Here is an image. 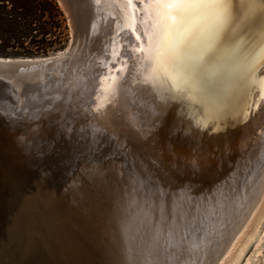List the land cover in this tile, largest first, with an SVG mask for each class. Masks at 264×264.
<instances>
[{
    "label": "bare ground",
    "instance_id": "1",
    "mask_svg": "<svg viewBox=\"0 0 264 264\" xmlns=\"http://www.w3.org/2000/svg\"><path fill=\"white\" fill-rule=\"evenodd\" d=\"M81 5L77 16L93 18V31L99 9L115 16L119 28L129 30L133 16L136 31L142 32L144 27L140 23L145 16L144 5L136 0L131 6L123 0H81ZM228 11L230 18L221 38L203 59L200 57L219 26L218 10L212 6L187 11L183 22L158 51L155 43L151 54L136 51L140 46L137 41L136 46L128 48L130 55L125 57L121 70L101 79L89 118L83 116L80 108L91 103L94 88L80 92L81 67L67 74L64 85H57L62 90L52 95L58 98H54L56 108L51 116H34L37 108L33 116L26 117L27 121L24 116H0V135L4 136L0 140V187L6 179L11 181L10 186L17 187V178L26 174L27 159L35 158L37 172L42 174L32 184L40 185L61 182L59 179L74 173L83 157L97 160L91 172H77L69 186L61 187L59 192H38L23 215L17 208L15 192L9 193L12 212L0 217V264H15L19 244L29 248L27 237L32 231L37 235L39 226L47 236L43 245L51 260L47 264L228 261L229 257L223 258L231 245L264 204V161L253 170L242 172L241 167L236 168L235 171L241 170L240 175L244 173L240 186L191 201L193 195H199L205 166L180 168V161L175 158L181 143L191 155L202 144L207 146V153L214 146L241 152V144L247 143L264 118V0H229ZM105 31L108 34L111 28ZM104 36L91 41L94 50L102 46ZM143 46L148 45L145 42ZM150 55H159V59H151ZM127 69L133 70L132 80L136 83L132 88L138 85L140 93L136 97L140 96L143 107L130 100L133 93L123 83ZM33 102L34 99H27L25 105ZM71 118L78 119L73 131ZM18 124L30 126L7 140L8 133ZM71 133L75 140L67 143ZM168 140L176 141L177 146L160 152ZM105 143L107 154L99 155L95 147L99 145L103 150ZM114 144H122L125 149L120 150H126L125 154L115 151ZM33 152L35 156L30 157ZM193 168L198 169L194 175L197 182L186 185L187 178L193 179ZM47 170L50 173L43 176ZM132 170L137 172L134 177L129 176ZM95 185L105 189L104 197H96L99 193ZM189 185L191 189L187 188ZM78 214L83 217L80 219ZM79 240L89 242L79 252L89 257L80 258L73 250L74 242ZM255 242L247 245L239 264ZM263 246L264 243L258 249Z\"/></svg>",
    "mask_w": 264,
    "mask_h": 264
},
{
    "label": "water",
    "instance_id": "2",
    "mask_svg": "<svg viewBox=\"0 0 264 264\" xmlns=\"http://www.w3.org/2000/svg\"><path fill=\"white\" fill-rule=\"evenodd\" d=\"M58 2L62 10L68 17L69 26L71 29V40L67 49L62 54H57L55 56L47 58L0 57V116H24V118H26L27 116H33L35 112L34 108L38 109L36 110L37 112L36 114H34V116H51L53 110L56 108L54 104V98H58H52V95H58L62 90V88L61 90H59L57 85L60 82L64 85L67 81L65 78L67 74L74 72L76 67H81L82 82L78 86L80 92L85 93L89 88H94V94L92 98H90L91 103L86 104V106L80 108V111L83 112V116H85V118H89L92 114L91 111L95 106L94 101L96 99V93L98 92V89L100 87L101 79H103L108 74H114L115 71H120V66L122 62H124L125 57L130 55V50H128V48L130 49L131 47L132 49L134 46H136L137 41L135 40L133 33L130 32L131 29L127 30L117 27L116 17L113 16L109 11L103 12L100 9L96 11L98 12V18L95 21L97 25L95 26L94 24L93 31L91 30L93 26L92 23L94 22L91 21L93 20V18L89 19L88 17L87 20L77 16L79 9L78 5H81V0H78V5L77 0H58ZM98 5H100V3H98ZM108 28H111V32L107 34L105 29ZM101 34H105L103 42L101 44L102 46H99L96 50H94L95 47L94 44L91 46V41L94 42V40ZM130 38H132L133 40L130 41ZM115 53L119 54L117 55ZM131 60L132 59H129V61ZM132 72V69H127L124 75L125 78L123 83L125 85H129V91L133 93V97L130 98V100L136 101V103H139L140 106L143 107L144 103L140 101V96L136 97L137 93H140L137 89L138 85L132 88V86H134V83H136L134 81L135 79L132 80ZM58 90L59 93L57 92ZM27 99H34L33 105L26 106L25 102ZM21 104H24L25 106H21ZM39 110H41L42 112ZM74 120L76 124L78 119L75 118ZM146 120L148 119L146 118ZM86 121L87 120H85V122ZM2 133V129L0 128V134ZM8 134L10 135L7 136V140L8 138H13L18 135L16 131H13L11 133L9 132ZM2 137L4 139V136ZM2 137L0 135V140L2 139ZM71 138L75 140L72 133ZM150 139L151 138H149V140ZM10 141L11 143H13L11 139ZM175 142H170L169 140L166 141L165 146H162V148H160V152L169 151V147L173 148L174 146H177ZM246 142L247 143H245V145L241 144V152H238L236 149H229L225 151L226 146H223V149H219V147L214 146L207 153V146L202 144L200 150H197V152L193 151L192 155L189 153L188 148H184V144H180L182 145V148L180 147L178 149L180 153L175 156L176 160L180 161V168H186L188 165H193L194 167L205 166V175L200 178V187H198L199 195H193L191 201H193V199H195L196 197L198 198L205 195V198H208L211 197L210 195H218L225 189L232 188V186H240L242 181H244V173L243 175H240V171L242 170L243 172V170L245 169L253 170L264 161V118L262 119L260 127L255 130L253 136H250V138H248ZM15 145L16 144L13 143L12 146L15 147ZM87 146L88 145H85V147ZM113 147L116 148H114L115 151L117 149L120 150V147L124 148L122 144H114ZM95 148L98 151L99 155H102L105 154L102 152H105L107 146L103 150H101L98 145ZM10 151L11 155H13V148H10ZM120 151L124 154L126 152V150ZM172 157L174 158V156ZM30 160L27 159L25 168L24 166L20 167L21 170L24 168L26 174H21V176L17 178L19 183L16 188L15 186L14 188L13 186H10L11 181L8 179H6V181L3 182L2 187H0V217L6 215L7 211L12 212L10 203L11 197H9L11 193L15 192V201L17 204V208L21 209L22 212L20 213H22L23 215L25 212L24 210H26V205L29 202H35L36 199L34 197H36V194L38 192L42 190L43 193L46 192L50 194L52 189H55L57 190V192H59V189H61V187L64 188L69 186L68 182L70 179L74 178L75 174H79L80 171L91 172L95 168L93 164L97 163V160H94L93 157H83L81 159V162H77L75 169L73 168L75 170L74 173L71 174L70 172L68 176H65V179H59L61 182H54L55 184H52L53 181H51V184L49 185H44L42 183L40 185V183L32 184L33 181L39 178V175L42 173L37 172L39 166H37L35 162L31 163ZM18 162L14 164L16 169H18V166H20L19 164L17 165ZM127 162L130 165L131 161L129 158ZM238 166L241 167V170L235 171L237 170L236 168ZM192 170L195 172L193 174V179L189 180L187 178L186 185L197 182L196 176L194 179V175H197L198 169L193 168ZM199 171L202 172V169H200ZM44 173L50 172L49 170L43 172V176ZM135 174H137V172H135V170H132L129 173V176L134 177ZM58 178L64 177L58 176ZM0 180H3V178L0 177ZM96 185L94 186L95 191L99 193H96V197H104L105 189L97 187ZM187 188L191 189L192 186L189 185V187ZM107 195L108 194H106V197ZM156 195L163 199L165 198L160 194ZM158 203L160 204V207L164 206L161 204L162 202ZM79 217L81 219L83 216L79 215ZM44 219L46 222V218ZM39 227L38 230L40 232H38L37 235L36 233H34L35 231H32V233L30 232L29 236L27 237V239L31 243V246L29 248L26 246V244H19L20 250L15 264H40L41 260L43 264L51 263L50 257L43 249V245L45 246V243L47 242V236H45L46 232H44L41 226ZM34 228H36V226H34ZM41 235H43L42 237L44 241H42ZM88 243L89 242L82 240L76 241L73 244V250H75L76 253H79L82 251V249L85 250V247ZM31 247L34 248V251L29 250L31 249ZM78 255L80 256V258H82V256H85L80 253ZM78 264H83V262ZM91 264H96V262H93Z\"/></svg>",
    "mask_w": 264,
    "mask_h": 264
},
{
    "label": "trees",
    "instance_id": "3",
    "mask_svg": "<svg viewBox=\"0 0 264 264\" xmlns=\"http://www.w3.org/2000/svg\"><path fill=\"white\" fill-rule=\"evenodd\" d=\"M66 18L58 0H0V57H47L65 48Z\"/></svg>",
    "mask_w": 264,
    "mask_h": 264
},
{
    "label": "snow or ice",
    "instance_id": "4",
    "mask_svg": "<svg viewBox=\"0 0 264 264\" xmlns=\"http://www.w3.org/2000/svg\"><path fill=\"white\" fill-rule=\"evenodd\" d=\"M123 2L131 6L132 0H123ZM136 2L144 5L142 10L145 16L140 20L141 25L144 27L142 32H137L135 17L133 16V23L130 25V29L135 33L136 41L140 42V46L136 48V51L144 52L145 54L153 53L154 43L158 51L162 43L169 41L173 31L183 22L187 11L212 6L218 10L219 26L206 46L204 54L200 57V59H203V56L210 52L221 38L224 27L230 18L228 11L229 0H136ZM154 37L157 38L155 41ZM145 42L148 45L147 47L143 46ZM115 54L118 55L119 53ZM149 58L158 60L159 55H150Z\"/></svg>",
    "mask_w": 264,
    "mask_h": 264
},
{
    "label": "rangeland",
    "instance_id": "5",
    "mask_svg": "<svg viewBox=\"0 0 264 264\" xmlns=\"http://www.w3.org/2000/svg\"><path fill=\"white\" fill-rule=\"evenodd\" d=\"M64 15H65V18H66V25H67V30L65 31L66 39H67L65 48L63 50H59L58 52L51 53L47 57H51V56H55L57 54L63 53L67 49V47L69 45V42L71 40V29H70V26H69L68 17H67V15H66L65 12H64ZM47 57H36V58H47ZM23 119L25 121H27L26 118H23ZM70 122L73 123V125L71 126V131H73L74 130L73 127L75 125V120L73 118H71L70 119ZM30 125H31V123H30ZM30 125H27V124L26 125H21V124L15 125L13 127L16 128V129L12 130L11 132L16 131L17 134L24 133ZM8 135H10V134H8ZM68 140L66 141L67 143L68 142H71V141H74V139H72V138H69ZM105 145L107 146V143H105ZM107 148H108V146H107ZM107 148L105 150V154H107ZM33 156H35V152L30 153V157H33ZM34 159L35 158H31L30 162L31 163L33 162L34 163ZM263 206H264V204L263 205H260L259 206L260 207L259 209L257 208L258 211L256 210V212H255L256 214H254V216L249 219V221H248L249 223H247V225L241 231V233L237 236V239L235 241H238V239H240V240L237 243L234 241V244L231 245L230 250L226 253L227 255L225 254L226 256L223 258L224 260H225V258L227 259V257H229L228 258V261L225 260L227 263L226 262H223V263H219V264H239V262H240L239 258H241L242 256L245 255V253L247 251V247L250 245L249 243H251V242H253L255 240H256L255 244L252 245V248L250 249V251L246 255V258H244L242 264H264V246L258 249V247L262 243H264V239L262 238V237H264V224L261 227V224L264 222V217L262 216V215H264V213H263L264 212V207ZM258 214H260V215H258ZM252 218H254V219H252ZM245 231L247 233H245ZM259 243H260V245H259ZM233 245H234V248H233ZM256 249H258V250L256 251ZM228 253H229V255H228ZM256 256H258L260 258H257Z\"/></svg>",
    "mask_w": 264,
    "mask_h": 264
}]
</instances>
